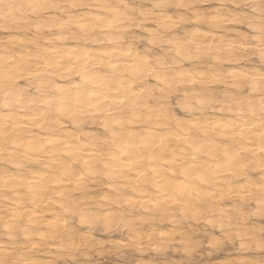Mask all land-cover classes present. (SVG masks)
<instances>
[{
	"label": "bare ground",
	"instance_id": "1",
	"mask_svg": "<svg viewBox=\"0 0 264 264\" xmlns=\"http://www.w3.org/2000/svg\"><path fill=\"white\" fill-rule=\"evenodd\" d=\"M3 4L0 262L263 246L264 0Z\"/></svg>",
	"mask_w": 264,
	"mask_h": 264
},
{
	"label": "rangeland",
	"instance_id": "2",
	"mask_svg": "<svg viewBox=\"0 0 264 264\" xmlns=\"http://www.w3.org/2000/svg\"><path fill=\"white\" fill-rule=\"evenodd\" d=\"M231 27V26H230ZM237 27V28H236ZM240 27V28H239ZM232 28L237 30V29H242L240 31H248L246 28H244V26H241V25H232ZM245 29V30H244ZM264 213V212H263ZM249 226H254L256 224H262L264 225V215H263V218L262 219H258L257 217L255 216H250V220H249ZM253 224V225H252ZM205 226V225H204ZM204 226H199L198 227V231L194 232V233H189L192 237V246L188 249H185V251L183 250V248L181 246H177V250L175 252L174 249H167L166 252H168L169 254V263L168 264H212V262H221V261H226L228 263H230L231 261H235V260H242L243 264H258V261L259 262H262V264L264 263V249L262 250V247H264V244L261 248H256L254 245L251 246V248L248 250H245L247 251L243 253L242 250L236 248L238 247L235 246L233 247L232 245H230L227 241H225V238L223 237V234L218 231V230H215L214 231V236L219 238L221 242H224V245H222L221 247L217 244H214L212 243L209 239L208 236L204 235V231L205 229L206 230H209L210 227L208 225H206L205 227ZM204 227V228H203ZM204 231H203V230ZM203 231V232H202ZM221 234H220V233ZM98 234H96V236L98 235V237H102L100 238L101 240H105L107 238V240L103 241V244L100 246V248H102V250L104 251L103 254L101 256H95L92 258L93 259V263H98V264H135V262H137L138 260L140 261H143V262H146L149 260L151 261V259L153 257H158L160 254L157 252V251H154V250H149L147 254L141 256L139 254H135L133 253V256L130 258V261L129 260H125L123 259L122 257L120 256H115L113 255L114 254V251L115 250H120V251H127V248H114V241H116L117 239H119L120 237V234L118 233H112V234H102L100 232H97ZM217 233V235H216ZM234 233V232H233ZM100 234V235H99ZM102 235V236H101ZM117 235V236H116ZM111 236H115L114 238ZM105 239H104V238ZM111 238V239H110ZM116 238V239H115ZM244 238V237H243ZM249 239V238H248ZM223 240V241H222ZM113 241V242H111ZM210 241V242H209ZM111 242V243H110ZM235 242H237V240H235ZM196 243H198L197 245H195ZM262 243H264V238L262 237ZM110 244V245H109ZM112 244V245H111ZM208 244V245H207ZM207 245V246H206ZM103 246V247H102ZM219 246V247H218ZM111 247V248H110ZM195 247V248H193ZM217 247V248H215ZM255 247V248H254ZM214 248V249H213ZM187 250V252H186ZM191 250V251H190ZM207 250H211L210 252V255H208V252ZM229 251V252H228ZM235 251V252H234ZM256 253H255V252ZM185 252V253H184ZM240 252V253H239ZM261 252V253H260ZM149 254V255H148ZM256 254L258 255V257L256 256ZM263 254V255H262ZM151 255V256H150ZM173 255L175 257H173ZM237 255V256H236ZM261 257H260V256ZM236 256V257H235ZM250 256L254 257V259L258 260L257 262L255 261L254 263H252V259H250ZM263 256V257H262ZM47 257H51V256H47ZM221 257V258H220ZM228 257V258H227ZM231 257L233 260H231ZM256 257V258H255ZM97 258V259H96ZM122 258V259H121ZM216 258V259H215ZM218 258V259H217ZM226 260H225V259ZM241 258V259H240ZM118 259V260H117ZM175 259V260H174ZM224 259V260H223ZM230 261H229V260ZM250 259V260H249ZM261 259V260H260ZM221 260V261H220ZM245 260V261H244ZM117 261H120V262H117ZM125 261V262H124ZM161 261V260H160ZM189 261V262H188ZM193 261V262H192ZM252 261V262H251ZM188 262V263H187ZM211 262V263H210ZM213 262V263H214Z\"/></svg>",
	"mask_w": 264,
	"mask_h": 264
},
{
	"label": "snow or ice",
	"instance_id": "3",
	"mask_svg": "<svg viewBox=\"0 0 264 264\" xmlns=\"http://www.w3.org/2000/svg\"><path fill=\"white\" fill-rule=\"evenodd\" d=\"M0 6H4V7H7L9 8L10 10H13V11H18V10H21L24 6L23 5H4L3 4V0H0ZM262 20H264V17H262ZM261 35H260V39H261V52H260V57H261V60L264 61V24H262L261 26ZM260 84H261V90L264 91V72H261L260 74ZM0 264H21L20 261H15V262H12V261H2L0 262Z\"/></svg>",
	"mask_w": 264,
	"mask_h": 264
}]
</instances>
